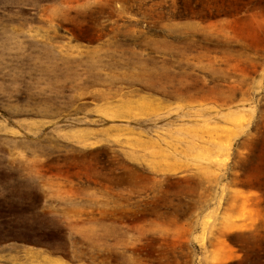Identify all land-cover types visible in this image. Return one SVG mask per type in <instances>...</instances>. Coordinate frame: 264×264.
Returning <instances> with one entry per match:
<instances>
[{
	"label": "rangeland",
	"instance_id": "rangeland-1",
	"mask_svg": "<svg viewBox=\"0 0 264 264\" xmlns=\"http://www.w3.org/2000/svg\"><path fill=\"white\" fill-rule=\"evenodd\" d=\"M0 264H264V0H0Z\"/></svg>",
	"mask_w": 264,
	"mask_h": 264
}]
</instances>
